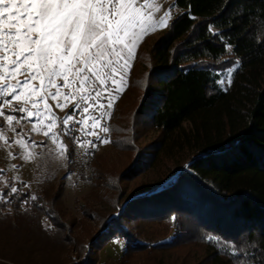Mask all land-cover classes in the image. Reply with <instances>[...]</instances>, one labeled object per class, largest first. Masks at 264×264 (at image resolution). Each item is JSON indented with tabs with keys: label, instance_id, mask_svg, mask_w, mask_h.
Masks as SVG:
<instances>
[{
	"label": "trees",
	"instance_id": "obj_1",
	"mask_svg": "<svg viewBox=\"0 0 264 264\" xmlns=\"http://www.w3.org/2000/svg\"><path fill=\"white\" fill-rule=\"evenodd\" d=\"M173 3L179 12L149 49L152 66L136 110L137 116L149 117L160 140L149 159L148 154H137L108 186L115 192L110 206L121 199L123 211H115L107 225L120 231L102 233L93 243L101 246L123 235L128 243L122 261L135 253L166 250L179 244L176 239L184 234L188 217L193 240L205 244L204 258L197 264H258L264 259V0ZM236 60L231 85L216 84L221 65ZM151 80L157 82L156 90H151ZM165 160L173 167L158 171L160 176L143 190L126 198L117 191L120 179L137 178L148 167L159 170ZM94 178L103 176L95 172ZM54 188L52 184L45 193L25 191L0 200V264H27L12 256H44L55 248L56 238L63 239V213L54 208L62 204V191ZM25 194L37 199L22 206ZM166 218L178 233L157 240L143 238L123 223ZM44 219L51 226H45ZM6 243L17 245L16 250Z\"/></svg>",
	"mask_w": 264,
	"mask_h": 264
},
{
	"label": "snow or ice",
	"instance_id": "obj_2",
	"mask_svg": "<svg viewBox=\"0 0 264 264\" xmlns=\"http://www.w3.org/2000/svg\"><path fill=\"white\" fill-rule=\"evenodd\" d=\"M161 7L158 0H0V128L30 121L31 131L51 139L64 159L63 136L85 149L96 147L89 137L109 143L101 135L109 131L102 121L126 85L138 45L150 32L169 27L174 5L157 17ZM235 70L226 69L227 77L215 83L231 85ZM49 99L61 110L71 105L70 113L58 118ZM6 108L19 117L6 115ZM0 139L9 141L3 132ZM12 142L28 148L22 159L35 158L36 141L31 147L22 136ZM19 192L12 185L0 199ZM36 199L25 194L21 205Z\"/></svg>",
	"mask_w": 264,
	"mask_h": 264
},
{
	"label": "rangeland",
	"instance_id": "obj_3",
	"mask_svg": "<svg viewBox=\"0 0 264 264\" xmlns=\"http://www.w3.org/2000/svg\"><path fill=\"white\" fill-rule=\"evenodd\" d=\"M158 2L162 7L161 12L157 13V17L174 5L173 0H158ZM178 12L179 8L174 5L172 19ZM167 29L168 27L150 32L138 45L134 61L131 62L132 67L126 77V85L119 97L115 99L110 115L102 121L109 131L108 133H101V135L106 136L110 140L109 143H101L94 137H89L96 147L85 149L74 145L71 139L63 136L62 139L68 145L69 156L68 159H64L59 158L57 146L53 144L51 139L44 137L42 132L31 131L32 122L30 121L24 120L12 126L5 123L3 128H0V132L9 137L7 144L3 139H0V197L5 196L12 185L20 189V192L15 196L25 191L33 192V194L45 193L44 191L49 190L52 184L55 186L54 192L57 188H61L62 191V204H54V208L60 209L63 213L62 220L60 219L62 221L60 224L65 228L62 233L63 239L59 242L56 238L58 241L54 240L55 246L53 247L55 248L50 249L44 256L40 253L38 255L30 253L25 256L14 251L17 254L15 253L12 257L17 262L27 264H84L95 259L93 264H118L121 262V264H197L203 260L206 252L205 244L193 240V229H191V220L188 217L184 219L183 225L187 224V228L183 230L184 234H179L176 239L179 244L166 250L139 252L135 253L131 259L122 261L121 254L128 243L123 235L119 234L117 238H112L101 246H97L96 242L93 243L102 233L114 235L120 231V227L107 225V221L115 211H123L121 199L119 203L117 202L118 208L115 207L117 203L110 206L111 195L115 192L110 191L109 187L111 188V185L116 182L114 181L115 177L119 176V173L135 160L137 154L141 152L148 154L149 159L153 152L154 143L160 140L161 134L153 128L149 117L137 116L136 110L146 92L147 72L152 66L149 49L152 43ZM233 66L236 68V64H231V61L221 65L220 79L226 78L228 75L226 69ZM19 78L23 80L22 76ZM150 85L151 90H156L157 82L155 80H151ZM2 99L5 98L0 97V100ZM48 103L58 118L62 119L70 113L71 105L61 110L56 108L55 102L51 99L48 100ZM8 114L17 117L20 115L6 108V115ZM77 118H79V110ZM89 130L91 131V129ZM21 136L29 147L32 146V141L37 142V146L31 148L35 153L34 159H22L20 154L28 151V148L12 142L20 139ZM71 146L74 148L73 151ZM90 158L92 161L91 164H88ZM13 165L16 167L13 168ZM160 166L159 170L157 169L158 166L148 167L141 176L132 180L121 181L120 179L115 184L117 191L123 192L126 195L125 198L131 196L133 193L143 190L146 183L158 178L161 174L158 171L166 168L171 169L173 164L171 161L165 160ZM95 172L98 173V176H103V179L94 181ZM9 197L11 195H8L6 200ZM84 211L87 213L86 215H84ZM123 223L127 225L130 231L140 233L141 237L152 238L153 240L163 239L178 233L174 230V223L169 218L156 222L150 220H130L127 222L126 220ZM44 224L51 226L48 219H44ZM6 244L16 250L15 246L17 245ZM17 244L20 245V242ZM3 246L5 247L4 243L1 247ZM3 261L12 263L8 260Z\"/></svg>",
	"mask_w": 264,
	"mask_h": 264
}]
</instances>
